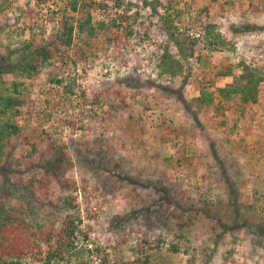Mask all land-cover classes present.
<instances>
[{
    "label": "rangeland",
    "instance_id": "374dc122",
    "mask_svg": "<svg viewBox=\"0 0 264 264\" xmlns=\"http://www.w3.org/2000/svg\"><path fill=\"white\" fill-rule=\"evenodd\" d=\"M69 2L0 0V56L8 64L3 66L0 57V148L11 157L6 174L0 175V194L7 192L30 207L25 183L40 180L42 173L25 174L30 161L46 167L62 150L68 188L55 182L44 206L34 205L28 218L37 229L53 221L59 226L68 214L81 217L84 233L60 264H229L232 259L264 264V250L246 230L226 235L212 259L204 256L215 236L210 230L214 224L203 214L184 218L183 232L159 225L148 237L151 244L142 243L143 207L157 198L159 188L184 203L207 204L226 215L230 208L223 170L252 223H264V0H126L128 13L138 14L135 23L122 22L121 11L106 0L91 12L81 37ZM64 21L75 26V43L87 51L85 56L76 54L77 48L48 62L24 56L29 41L39 43L62 32ZM247 25L257 29L243 30ZM93 28L98 36L91 39ZM28 60H38L36 70ZM130 76L153 80L163 89L129 88L124 79ZM233 83L252 88L256 103L245 107L241 92L220 95L219 89ZM181 92L187 105L177 97ZM208 96L215 103L229 100L224 120L230 129H243L252 115L251 133L229 136L218 111L207 105ZM7 125L25 135L6 137ZM34 129L47 136L32 158L30 147L22 144ZM80 147L96 169L77 160ZM12 164L24 172L11 174ZM116 221L119 230L114 231ZM40 244L37 255L45 258L50 247ZM36 260L31 255L23 262L43 264Z\"/></svg>",
    "mask_w": 264,
    "mask_h": 264
},
{
    "label": "trees",
    "instance_id": "16d2710c",
    "mask_svg": "<svg viewBox=\"0 0 264 264\" xmlns=\"http://www.w3.org/2000/svg\"><path fill=\"white\" fill-rule=\"evenodd\" d=\"M105 1L106 0H103L97 3L94 0H70L69 5L71 11L74 12L76 16H78L77 27L80 36L78 35L77 37H81V33L85 32L90 26L91 12L96 8L104 7ZM111 1H113L114 3L113 7L118 11H121L122 14L118 15L122 18V22H130L131 20L133 21V23L137 22L138 14L130 15L128 13L129 5L127 4L126 0ZM112 24L116 27H121L122 25L121 23L117 24V21L115 20ZM74 29V25L69 26L68 22L64 21L62 23V32H59L47 38L42 37V40L39 43H37L35 39L29 41L27 43L28 46L26 47V50H23L24 56H37L39 60L48 62L54 57H65L68 54L70 55V50L73 48H77L76 54H78L80 57L85 56L87 51L84 50L83 47H79V45L75 43ZM254 29H257L256 26L247 25L243 30L252 31ZM236 31H242V29L237 28ZM88 35V37L92 39L98 36V33H96L93 28L88 32ZM120 35L121 34L119 33V31L116 32L115 39L119 40ZM85 44L88 45L87 40L84 41V45ZM0 57L3 59V66L7 67L8 64L5 63L7 58L3 56ZM67 58L69 59L70 56H67ZM37 61L38 60L30 62L28 60L29 67L33 70H36L33 64ZM13 68L14 67L11 66V69H8V71H12ZM221 73L222 74H220V76H228L227 72ZM125 81L126 86L132 89L139 90L144 89V87H154L158 91H161L163 89V86L161 84H157L153 80H142L140 78H136L135 76L125 78L124 82ZM219 92L220 95H225V97H230L232 92H241V99L245 107L252 106V103H256L254 99V91L252 88H249L248 85L246 86V88H243L233 83L229 84L227 88L219 89ZM182 94L183 93L181 92L177 97L180 98V101L183 104L187 105V101L184 99V96ZM221 97L223 98V96ZM207 98V105L209 107L213 105L214 109L218 111L220 115L219 117H221L220 124L229 128V136H239L241 130L246 132L248 131L247 133H251V127L249 126H252L253 124L254 117L252 115L248 116V118H245L246 125L243 129L238 126H233L230 129L228 119L224 120V117H227L225 111L227 110V103H229V100L223 102L221 99L218 103H215V99L213 97L208 96ZM245 115L248 114L245 113ZM7 129L8 130L6 132V137H8L9 135H20V137L25 135V131H21V128L19 129L18 127L7 125ZM46 136V132H40L39 130L34 129L24 137L22 145L30 147L29 153H33V155L31 156L32 158H34L35 153H37L38 147L46 141ZM205 138L209 142V138L207 136H205ZM210 145L212 144L210 143ZM212 147L215 146L212 145ZM213 151L214 154H216V147L213 148ZM58 152L61 154V156H59L56 160H50L48 163H46V167L42 165L39 166L38 163L34 161V159L30 161V165L27 167L25 174H30L29 177H31V174L33 173H35L34 175H38L40 174V171L42 172L40 175V180L34 181L33 178H30L28 182L25 181V196L27 198H25L24 200L26 202L29 201L28 205L30 207L26 208L24 204L20 203L18 200H16V198L12 197L13 195L7 192L0 194V264H24L23 260L31 255L37 256L36 261L42 262L43 264H60V261L64 259L65 254L68 253L67 251L73 245L74 241L79 237V235H83L84 232L79 228L78 224V221H82L80 216L75 217L74 215L68 214L61 218L59 226H55V222L53 221L51 222V224L39 226L37 229H35V227L28 221L29 216L33 214V211L31 210L32 207L34 205L44 206V202L42 200L48 197L49 193L54 188L55 182L60 183L62 185V188H68V186L65 185L66 176L62 172L65 167L64 165L67 164V156L66 154L62 153V150ZM76 155L78 156V161L82 162L83 160H85L86 162H88V152L82 151L81 147L80 150L76 148ZM217 157H219L218 159L222 163V165L226 166L227 162L224 161L218 154ZM10 160L11 157L7 156V152L4 155V152L0 148L1 176H4L6 174L7 171L5 172V168H7ZM87 165L90 168L96 169V165H94V163L88 162ZM12 167L14 168L9 171L11 174L24 172L23 170L16 168V164H12ZM220 176L223 182H225L226 184L225 188L230 208L229 212L226 215L221 216L217 211H215V209H212V207L207 204L203 206L199 204L197 205L195 202L190 204L184 203L183 199L180 198L179 195L173 194L165 187L159 188L156 193L157 198L153 199L152 201H146L143 207L145 210L142 216H145L144 225L146 232L142 243L151 244V241L148 239V237L150 236L151 231H153L154 229H158L159 225H162L164 230H169L170 232H175L177 230H179V232H183L184 229L182 228H184L183 226H185L184 218L191 217L190 215L193 214H203L214 224V227L210 229L211 233L215 236L214 247L204 249V256H206L208 259H212V257H214L218 245L223 242V239L226 235L241 230H246L250 233H253V235L256 237L253 240L254 244L256 243L264 250V223L254 224L252 223V220L246 215V213L248 212L245 209V203L240 199V194L236 186L234 185L233 180L227 174V170H223ZM64 203L66 205L65 201ZM165 208L166 211L164 212ZM26 209L30 210L31 212L27 213ZM116 223L117 224H114L113 222L112 224V227H114V231L119 230V222L116 221ZM131 233H135V230H131ZM182 235L183 234L180 235V238L183 237ZM41 242H45L50 247V250L47 251L48 254L45 258H40L37 255L39 251H42V247L40 244ZM176 249L175 252H177ZM191 259L192 263H195L198 260L196 255H193ZM105 261L106 259L104 258V262ZM227 261H230L229 258H226L225 262L227 263ZM231 261L232 262L228 263L238 264L234 259H232Z\"/></svg>",
    "mask_w": 264,
    "mask_h": 264
}]
</instances>
